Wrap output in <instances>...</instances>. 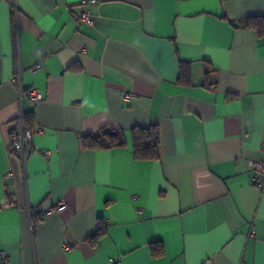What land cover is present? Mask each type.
<instances>
[{
  "label": "crops",
  "instance_id": "0c3cea01",
  "mask_svg": "<svg viewBox=\"0 0 264 264\" xmlns=\"http://www.w3.org/2000/svg\"><path fill=\"white\" fill-rule=\"evenodd\" d=\"M80 8L0 0V264H264V35L230 23L264 0H98L91 24ZM20 112L24 164L6 150ZM155 123L159 158H135L130 129ZM106 128L126 144L83 146Z\"/></svg>",
  "mask_w": 264,
  "mask_h": 264
},
{
  "label": "trees",
  "instance_id": "16d2710c",
  "mask_svg": "<svg viewBox=\"0 0 264 264\" xmlns=\"http://www.w3.org/2000/svg\"><path fill=\"white\" fill-rule=\"evenodd\" d=\"M234 27L254 29L259 34L264 35V16H248L237 21L230 22ZM205 72L209 68L208 63H204ZM187 74V72H186ZM184 74L186 77L188 75ZM182 76V74H181ZM182 79V77H180ZM182 81V80H179ZM32 116L24 114V124L28 130L32 131ZM12 133V130H11ZM10 133V134H11ZM132 149L134 157L137 159L156 160L159 158L160 130L157 123L147 127H133L130 129ZM83 146L86 148H104L123 146L126 144L124 133L117 129H102L94 135H87L82 139ZM105 233V227L98 224L96 230L87 237L92 243ZM153 256H159L163 252L162 244H151Z\"/></svg>",
  "mask_w": 264,
  "mask_h": 264
},
{
  "label": "built area",
  "instance_id": "2783aa9c",
  "mask_svg": "<svg viewBox=\"0 0 264 264\" xmlns=\"http://www.w3.org/2000/svg\"><path fill=\"white\" fill-rule=\"evenodd\" d=\"M98 0H80V10L74 13L75 19L79 23H87L91 24L94 22L95 18L100 16L98 13L94 14L90 10L84 8V6L90 3H96ZM40 67L37 64L34 68ZM28 98L32 102H37L42 99V95L40 94L37 88H30L27 91ZM32 135L33 131L28 130L24 124V114L20 112L19 115L16 117L14 122L12 123V133L8 139L6 144V150L9 156H16L18 157L21 162L24 164L25 160L33 148L32 142ZM262 150H264V142L261 144ZM250 167L254 171L253 175V183L257 186L264 185V162H252L250 163ZM134 197H137L136 195ZM66 206V202L60 200L55 205V209L61 210ZM138 213H141L140 210H137ZM254 234V230L251 229L249 232V236ZM1 264H9V261L5 258V256H1Z\"/></svg>",
  "mask_w": 264,
  "mask_h": 264
}]
</instances>
